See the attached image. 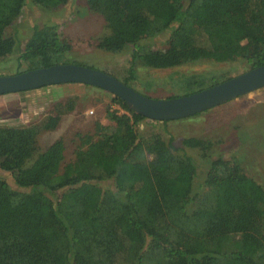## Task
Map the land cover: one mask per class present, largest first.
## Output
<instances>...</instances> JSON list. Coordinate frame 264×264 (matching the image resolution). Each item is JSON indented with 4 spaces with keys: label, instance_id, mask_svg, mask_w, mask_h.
<instances>
[{
    "label": "trees",
    "instance_id": "1",
    "mask_svg": "<svg viewBox=\"0 0 264 264\" xmlns=\"http://www.w3.org/2000/svg\"><path fill=\"white\" fill-rule=\"evenodd\" d=\"M27 1L51 11L69 0H0V60L15 50L6 30ZM83 1L109 31L97 48L132 47L131 75L136 66L264 65V0ZM165 35L164 49L154 48ZM70 50L46 23L32 29L20 60L46 68ZM228 79L192 77L185 86L195 93ZM111 102L122 111L106 107L111 124L95 121L69 144L59 138L40 149L38 137L74 110L71 98L36 124L0 126V169L17 187L0 177V264H264V187L237 162L211 160L210 141L190 137L182 146L211 160L198 180L194 159L172 138L139 135L148 119Z\"/></svg>",
    "mask_w": 264,
    "mask_h": 264
},
{
    "label": "rangeland",
    "instance_id": "2",
    "mask_svg": "<svg viewBox=\"0 0 264 264\" xmlns=\"http://www.w3.org/2000/svg\"><path fill=\"white\" fill-rule=\"evenodd\" d=\"M28 2L21 15L6 30L8 36L15 37L17 44L11 55L0 60V76L28 71V66L20 57L32 29L46 23L55 25L60 40H65L71 46L60 64L81 65L105 72L122 83L127 82L130 88L143 96L156 100L192 94L195 86H185L192 77L195 80H200L201 76L207 79L213 76L233 78L248 71L244 61L236 60L225 64L207 62L164 70L136 66L131 75L132 47L119 54L97 48V41L109 31L99 15L87 10L83 0H69L65 6L51 11L41 10ZM165 42L166 35L152 41L153 47L158 49H164ZM70 98L74 99V110L64 113L54 130L39 135L40 149L59 138L68 142L76 132H89L95 121L104 126L110 125L105 117L107 106L119 111L118 106L111 102L113 96L103 90L82 84L52 85L1 95L0 126L25 127L36 124L53 113L55 104ZM136 130L144 137L161 135L166 139L172 138L180 153L194 159L198 180L203 179L210 161L221 157L237 162L247 176L264 187V87L197 116L166 123L152 120L139 122ZM190 137L211 142V160H203L198 150L182 146V141ZM0 177L17 190L12 175L0 169Z\"/></svg>",
    "mask_w": 264,
    "mask_h": 264
},
{
    "label": "water",
    "instance_id": "3",
    "mask_svg": "<svg viewBox=\"0 0 264 264\" xmlns=\"http://www.w3.org/2000/svg\"><path fill=\"white\" fill-rule=\"evenodd\" d=\"M62 84H82L103 90L120 99L135 114L167 122L194 116L263 88L264 65L189 95L156 100L143 96L105 72L81 65L58 64L0 76V96Z\"/></svg>",
    "mask_w": 264,
    "mask_h": 264
}]
</instances>
